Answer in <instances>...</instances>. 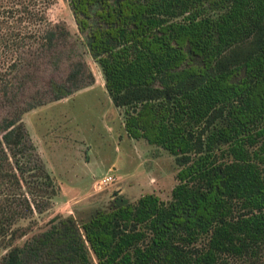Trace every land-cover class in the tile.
I'll return each mask as SVG.
<instances>
[{
	"label": "trees",
	"instance_id": "trees-1",
	"mask_svg": "<svg viewBox=\"0 0 264 264\" xmlns=\"http://www.w3.org/2000/svg\"><path fill=\"white\" fill-rule=\"evenodd\" d=\"M50 2L0 0V264H264V0H67L125 133L176 182L16 241L54 193L22 114L93 82L81 59L43 79L70 34Z\"/></svg>",
	"mask_w": 264,
	"mask_h": 264
},
{
	"label": "rangeland",
	"instance_id": "rangeland-1",
	"mask_svg": "<svg viewBox=\"0 0 264 264\" xmlns=\"http://www.w3.org/2000/svg\"><path fill=\"white\" fill-rule=\"evenodd\" d=\"M46 14L52 22H63L70 34L59 47L58 66L44 73L43 79L61 81L71 63L81 59L93 74V82L22 114L35 149L52 177L54 193L50 205L34 213L32 229L17 242L45 228L56 214L84 220L94 209L107 206L115 193L135 199L153 192L168 200L176 182L177 165L167 149L125 133L121 110L105 90L101 70L88 52L67 0H51ZM32 87L29 92L36 88ZM36 91L39 95L43 88ZM8 109L0 97V114ZM106 176L111 179L104 181ZM28 223V219L19 221Z\"/></svg>",
	"mask_w": 264,
	"mask_h": 264
},
{
	"label": "built area",
	"instance_id": "built-area-1",
	"mask_svg": "<svg viewBox=\"0 0 264 264\" xmlns=\"http://www.w3.org/2000/svg\"><path fill=\"white\" fill-rule=\"evenodd\" d=\"M111 179V176H106L103 180L106 181V180H109Z\"/></svg>",
	"mask_w": 264,
	"mask_h": 264
}]
</instances>
